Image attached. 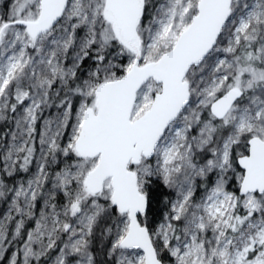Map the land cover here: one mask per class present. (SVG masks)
<instances>
[{"label": "snow or ice", "instance_id": "6c2138e0", "mask_svg": "<svg viewBox=\"0 0 264 264\" xmlns=\"http://www.w3.org/2000/svg\"><path fill=\"white\" fill-rule=\"evenodd\" d=\"M0 264H264V0H0Z\"/></svg>", "mask_w": 264, "mask_h": 264}]
</instances>
